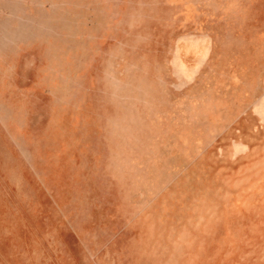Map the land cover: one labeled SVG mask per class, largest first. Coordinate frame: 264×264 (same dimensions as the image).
Returning a JSON list of instances; mask_svg holds the SVG:
<instances>
[{"label":"rangeland","instance_id":"obj_1","mask_svg":"<svg viewBox=\"0 0 264 264\" xmlns=\"http://www.w3.org/2000/svg\"><path fill=\"white\" fill-rule=\"evenodd\" d=\"M0 264H264V0H0Z\"/></svg>","mask_w":264,"mask_h":264}]
</instances>
